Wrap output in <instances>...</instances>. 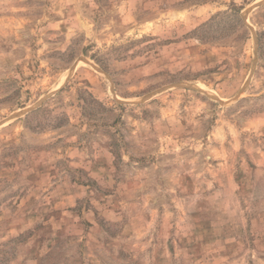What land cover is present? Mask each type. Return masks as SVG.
<instances>
[{"label": "rangeland", "instance_id": "rangeland-1", "mask_svg": "<svg viewBox=\"0 0 264 264\" xmlns=\"http://www.w3.org/2000/svg\"><path fill=\"white\" fill-rule=\"evenodd\" d=\"M0 264H264V0H0Z\"/></svg>", "mask_w": 264, "mask_h": 264}]
</instances>
